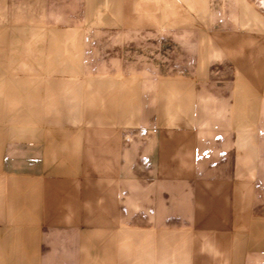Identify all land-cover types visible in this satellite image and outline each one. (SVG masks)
<instances>
[{
	"label": "rangeland",
	"instance_id": "obj_1",
	"mask_svg": "<svg viewBox=\"0 0 264 264\" xmlns=\"http://www.w3.org/2000/svg\"><path fill=\"white\" fill-rule=\"evenodd\" d=\"M246 136L264 0H0V264H264Z\"/></svg>",
	"mask_w": 264,
	"mask_h": 264
},
{
	"label": "crops",
	"instance_id": "obj_2",
	"mask_svg": "<svg viewBox=\"0 0 264 264\" xmlns=\"http://www.w3.org/2000/svg\"><path fill=\"white\" fill-rule=\"evenodd\" d=\"M249 136H246V143L249 145V146H246L245 149L247 150L245 153L246 155H248L247 157L249 159H255L254 157H257L259 159V162H261L262 160H264V146H263V143H261L262 141H260V139H258L256 137V146L253 145L250 146L251 144H249ZM240 138L238 136V133L235 132V135H233L231 138H230V151L231 153L234 152L235 153V160L237 161L238 159V144L243 142H239ZM254 142V141H253ZM242 150V149H241ZM243 151V150H242ZM242 154V153H240ZM258 168L259 167H255L254 171L250 172L249 173H246L245 172H240L238 171V169H236V174H240V175H248L250 176L251 174L252 175H255L256 172L258 171ZM263 173V172H261ZM248 188L246 185L244 187H242V185H231V189H230V199H231V202H232V205L236 208V207H250V206H253L252 202H253V199H250V191L252 190H248L246 189ZM173 192V191H172ZM249 192V193H248ZM171 197H173V195H170ZM170 196H166V201H168L167 199H170ZM250 202V203H249ZM62 244V243H61ZM71 246V250H74L72 251V253H74L76 251V253H78V248L75 246V245H70ZM157 248H158V245H157ZM167 253V252H166ZM5 255H8L9 256V252L5 251L4 252ZM61 254V253H60ZM1 255V253H0Z\"/></svg>",
	"mask_w": 264,
	"mask_h": 264
}]
</instances>
